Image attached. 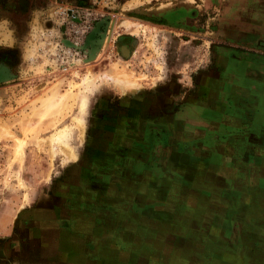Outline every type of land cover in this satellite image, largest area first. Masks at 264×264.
I'll use <instances>...</instances> for the list:
<instances>
[{
    "label": "rangeland",
    "instance_id": "rangeland-1",
    "mask_svg": "<svg viewBox=\"0 0 264 264\" xmlns=\"http://www.w3.org/2000/svg\"><path fill=\"white\" fill-rule=\"evenodd\" d=\"M262 1L0 0V264H46L37 238L40 223L56 219L53 195L70 190L83 167L109 166L121 139L135 141L121 128L138 115L161 124L184 111L226 56L263 59L264 38H248L249 25L264 37ZM59 4L85 9L91 26L81 59L69 65L53 55L62 32ZM120 21L137 23V31L115 35ZM233 30L241 31V42L233 40ZM124 44L131 48L126 59L114 50ZM68 102L70 110L56 121L55 112ZM60 129L63 143L52 140ZM159 129L164 145L167 132ZM98 171L94 176L102 180ZM258 191L263 184L250 199L235 200V210L223 201V216L203 215L201 199L183 194L172 200L161 194L162 200L146 199L135 208L129 201L144 213L143 264H264V197ZM54 254L47 264H56Z\"/></svg>",
    "mask_w": 264,
    "mask_h": 264
},
{
    "label": "crops",
    "instance_id": "crops-1",
    "mask_svg": "<svg viewBox=\"0 0 264 264\" xmlns=\"http://www.w3.org/2000/svg\"><path fill=\"white\" fill-rule=\"evenodd\" d=\"M248 34L264 38L251 25ZM232 36L242 41L241 31ZM220 64L184 111L162 125L157 117L138 115L120 129L135 141L115 143L109 166H85L74 173L70 190H57L50 208L55 221L40 223L42 263L55 253L56 264H143L144 213L129 201L135 208L146 199L183 194L200 198L201 213L210 217L224 215L218 207L223 201H232L233 210L235 200L250 199L260 184L263 193H257L264 197V56H226ZM159 128L167 132L164 145ZM95 169L103 172L102 180ZM66 218L71 227L64 226Z\"/></svg>",
    "mask_w": 264,
    "mask_h": 264
},
{
    "label": "built area",
    "instance_id": "built-area-1",
    "mask_svg": "<svg viewBox=\"0 0 264 264\" xmlns=\"http://www.w3.org/2000/svg\"><path fill=\"white\" fill-rule=\"evenodd\" d=\"M55 14L62 22V32L58 31L59 38L55 47L57 52L53 55L59 54V62L63 65L75 63L81 59L80 55H83L79 47L91 28L87 22L86 11L75 6L59 4L56 6ZM65 29H67L66 34Z\"/></svg>",
    "mask_w": 264,
    "mask_h": 264
},
{
    "label": "bare ground",
    "instance_id": "bare-ground-1",
    "mask_svg": "<svg viewBox=\"0 0 264 264\" xmlns=\"http://www.w3.org/2000/svg\"><path fill=\"white\" fill-rule=\"evenodd\" d=\"M121 23L120 24H116V26H115V35H117V34H123V33H127V32H129L128 30H133V31H137V26H135L136 24H134L133 26L131 25V26H129V24H127V22L126 23H123L122 21H120ZM112 26V25H111ZM113 27V26H112ZM112 29V28H111ZM130 33H132V32H130ZM129 33V34H130ZM108 34V33H107ZM133 34V33H132ZM114 35V36H115ZM113 36V37H114ZM107 39H108V37H107V35L104 37V40H103V45L104 44H106L107 43ZM98 40V39H97ZM102 47V46H101ZM114 47V46H113ZM114 50H115V53H119L123 58H129V56H130V54H131V48H130V46H128V45H120V46H118L117 47V50L115 49V47H114ZM97 51V50H96ZM98 52V51H97ZM8 70V69H7ZM9 76V75H8ZM84 79H86V78H84ZM4 80V79H3ZM119 80V79H118ZM81 81V80H80ZM87 81H89V82H92V79L91 78H89V79H87L85 82L87 83V86H89V83L87 82ZM84 82V81H83ZM124 82V81H123ZM127 83V82H126ZM121 84V83H120ZM123 85V84H122ZM130 87V86H129ZM131 89H133V88H131ZM74 90V89H73ZM74 93V92H73ZM74 95V94H73ZM69 97H70V95H69ZM71 98H72V96H71ZM69 99V98H68ZM71 101V100H70ZM70 103L68 102L67 103V107H66V104L63 106V108H62V110H59V112H55V120L56 121H60V119L64 116L63 115V113H67L69 110H70V105H69ZM84 107H85V102L84 101H82V103L80 104V109L81 110H84ZM59 109V108H58ZM63 112V113H62ZM53 118H54V116H53ZM56 123V122H55ZM54 123V124H55ZM65 136H66V132H64V130L62 129H60L59 131H57V134H55L54 136H53V138H52V140L53 141H59V142H61V143H63L64 142V139H65Z\"/></svg>",
    "mask_w": 264,
    "mask_h": 264
},
{
    "label": "water",
    "instance_id": "water-1",
    "mask_svg": "<svg viewBox=\"0 0 264 264\" xmlns=\"http://www.w3.org/2000/svg\"><path fill=\"white\" fill-rule=\"evenodd\" d=\"M90 40H91V38H90ZM88 43L91 44V42H89V39L87 38L86 39V46H88Z\"/></svg>",
    "mask_w": 264,
    "mask_h": 264
},
{
    "label": "flooded vegetation",
    "instance_id": "flooded-vegetation-1",
    "mask_svg": "<svg viewBox=\"0 0 264 264\" xmlns=\"http://www.w3.org/2000/svg\"><path fill=\"white\" fill-rule=\"evenodd\" d=\"M263 45V44H262Z\"/></svg>",
    "mask_w": 264,
    "mask_h": 264
}]
</instances>
